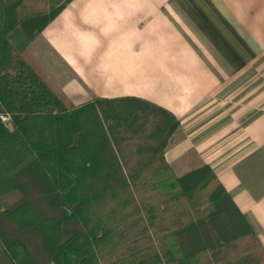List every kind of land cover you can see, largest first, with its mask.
<instances>
[{
  "label": "trees",
  "instance_id": "trees-1",
  "mask_svg": "<svg viewBox=\"0 0 264 264\" xmlns=\"http://www.w3.org/2000/svg\"><path fill=\"white\" fill-rule=\"evenodd\" d=\"M71 0H0V218L17 264H264L208 165L177 177L179 121L138 98L73 106L24 48ZM7 118L8 122H4ZM8 123L10 125H8ZM11 126V127H10Z\"/></svg>",
  "mask_w": 264,
  "mask_h": 264
},
{
  "label": "crops",
  "instance_id": "crops-1",
  "mask_svg": "<svg viewBox=\"0 0 264 264\" xmlns=\"http://www.w3.org/2000/svg\"><path fill=\"white\" fill-rule=\"evenodd\" d=\"M26 51L73 106L138 98L171 112L173 173L208 165L264 247V0H71ZM261 74L262 101L215 99ZM0 264H17L1 238Z\"/></svg>",
  "mask_w": 264,
  "mask_h": 264
},
{
  "label": "rangeland",
  "instance_id": "rangeland-1",
  "mask_svg": "<svg viewBox=\"0 0 264 264\" xmlns=\"http://www.w3.org/2000/svg\"><path fill=\"white\" fill-rule=\"evenodd\" d=\"M9 40L14 47L16 48L22 47L24 49H26L28 44L31 42V41L28 42L26 40L25 34L23 33L21 29H18L16 32L12 33L9 37ZM249 78H250V85H251L249 92L247 91L242 92V90L246 87L247 82H246V78H242L240 76V77L235 78L234 85L233 86L231 85L229 87V90L227 91L221 90L218 94H216L215 99H219L220 102H226L227 99L228 101H232V99H234L235 102H237L239 98L241 99L243 96H245V98L247 97L248 100H250V102H258L259 96L261 95V101H262V90H258L259 87L262 88V74L261 75H251L249 76ZM3 121L8 122L7 118H3ZM8 125L10 124L8 123ZM0 233L3 235L4 240L9 244L16 239L24 240L22 236L17 234V232L15 231V228L7 221L5 217L0 218Z\"/></svg>",
  "mask_w": 264,
  "mask_h": 264
}]
</instances>
